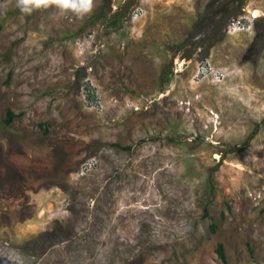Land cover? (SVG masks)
<instances>
[{
  "label": "rangeland",
  "instance_id": "374dc122",
  "mask_svg": "<svg viewBox=\"0 0 264 264\" xmlns=\"http://www.w3.org/2000/svg\"><path fill=\"white\" fill-rule=\"evenodd\" d=\"M92 2L0 0V264H264V0Z\"/></svg>",
  "mask_w": 264,
  "mask_h": 264
},
{
  "label": "built area",
  "instance_id": "2783aa9c",
  "mask_svg": "<svg viewBox=\"0 0 264 264\" xmlns=\"http://www.w3.org/2000/svg\"><path fill=\"white\" fill-rule=\"evenodd\" d=\"M144 13V9L142 7H137L133 10L131 13V21L135 22L137 19H139ZM235 26L240 29H245L248 26L243 21H237L235 23ZM78 45L84 49L87 50L88 48H92L94 46V40L86 38V41L82 40V37L78 38ZM200 71L207 76L214 75V78L218 81L221 80V77L225 75L220 69H215L213 66H211L209 63L203 61V63L200 66ZM90 76H87L83 82V85L80 87L82 100L85 106L89 109H101L103 107L102 100L100 94L95 90V88L92 87L91 84L93 82L90 79ZM97 163V158L93 157L89 160H87L84 165V170H90L94 165Z\"/></svg>",
  "mask_w": 264,
  "mask_h": 264
},
{
  "label": "clouds",
  "instance_id": "9594fccd",
  "mask_svg": "<svg viewBox=\"0 0 264 264\" xmlns=\"http://www.w3.org/2000/svg\"><path fill=\"white\" fill-rule=\"evenodd\" d=\"M16 3L20 12L26 15H31L42 5L47 6L46 0H16ZM55 4L61 12L70 11L78 18H83L93 8L92 0H55Z\"/></svg>",
  "mask_w": 264,
  "mask_h": 264
},
{
  "label": "trees",
  "instance_id": "16d2710c",
  "mask_svg": "<svg viewBox=\"0 0 264 264\" xmlns=\"http://www.w3.org/2000/svg\"><path fill=\"white\" fill-rule=\"evenodd\" d=\"M106 14L104 12H101L99 15L95 16L92 20V22H95L96 20H98L99 18H102V17H105ZM124 17V15H121L119 16V14H114L112 16V19H113V23L115 25H118V24H121V20L122 18ZM208 51V50H207ZM207 51L204 52V54H207ZM81 77V76H80ZM165 81L168 80V77L166 79H164ZM18 115L16 113H14L12 110H9L8 112V115L7 117H5L3 119V121L6 123V124H11L13 122V120L17 117ZM218 227V225H213V230H216ZM217 252H218V255L219 257L224 261V262H227V254H226V250H225V247H224V244L223 243H220L218 245V248H217Z\"/></svg>",
  "mask_w": 264,
  "mask_h": 264
}]
</instances>
